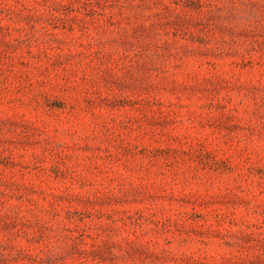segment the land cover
I'll return each instance as SVG.
<instances>
[{"label":"rangeland","instance_id":"1","mask_svg":"<svg viewBox=\"0 0 264 264\" xmlns=\"http://www.w3.org/2000/svg\"><path fill=\"white\" fill-rule=\"evenodd\" d=\"M0 264H264V0H0Z\"/></svg>","mask_w":264,"mask_h":264}]
</instances>
